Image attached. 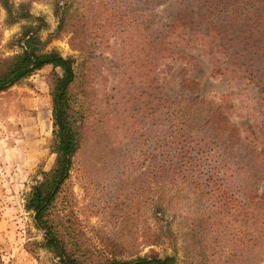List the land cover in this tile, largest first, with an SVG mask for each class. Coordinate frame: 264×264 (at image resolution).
Instances as JSON below:
<instances>
[{
    "label": "rangeland",
    "instance_id": "1",
    "mask_svg": "<svg viewBox=\"0 0 264 264\" xmlns=\"http://www.w3.org/2000/svg\"><path fill=\"white\" fill-rule=\"evenodd\" d=\"M9 1L44 18L47 49L77 62L85 138L59 210L65 222L70 216L82 261L159 254L178 264H264V210L244 195L247 181L263 194L264 178L236 170L246 153L227 148L213 132L215 121L206 124L210 105L226 103L231 120L245 133L251 127L264 147L262 66L252 59H264V28L246 19L264 0H241L247 11L226 26L227 38L212 29L205 40L178 38L171 52L154 48V32L187 4L200 11L202 0ZM26 24L11 23L0 0V57L22 51ZM248 35L259 48H245ZM250 65L255 82L244 74ZM54 71L61 73L48 65L0 92V264H60L24 206L56 160ZM182 77L195 83L182 89ZM188 96L199 99L191 105L194 122L184 115ZM186 134L193 149L183 148ZM206 173L226 178L242 213L223 209Z\"/></svg>",
    "mask_w": 264,
    "mask_h": 264
},
{
    "label": "trees",
    "instance_id": "2",
    "mask_svg": "<svg viewBox=\"0 0 264 264\" xmlns=\"http://www.w3.org/2000/svg\"><path fill=\"white\" fill-rule=\"evenodd\" d=\"M2 3L11 23L27 20L28 24L24 25L22 33L24 40L21 45L22 51L9 57H0V92L6 91L48 65L61 70L60 74L54 71L51 88L54 135L58 142L55 164L51 170L43 172L42 180L32 185L26 193L24 204L26 211L33 214L36 227L44 231V247L59 258L60 264H178L175 256L161 257L159 254L139 255L132 258L104 255L97 262L82 261L80 254L82 247L75 240L71 223L68 224L70 216L64 215L68 218V221L65 222L61 215L62 212L59 210V199L70 178L74 158L80 151L85 138L84 123L80 122L81 110L76 92L77 62L71 56L64 57L55 50L47 49L48 41H44L40 33L45 26L44 18L34 17L26 9L21 11L15 9L9 0H2ZM240 3L241 0H202V11L197 12L193 10L192 6L190 7V4H187L162 29H157L154 32V48L159 52H171L169 46L175 45L178 38L189 37L192 39V37H196L205 40L212 29L222 33L221 38H227L226 36L231 35V32L227 31L226 26L234 24V21L236 22L237 18L245 15L247 11L246 7H240ZM55 4L59 6L56 0ZM250 14L252 17L246 15V19L250 20L255 27L263 25L264 28V8L257 9ZM66 15L64 12L60 17L62 22L66 20ZM36 20L41 21L42 25H35ZM227 20L229 23L226 22ZM241 39L245 40L243 43L245 48H259L260 42L255 37L252 38L251 35H248ZM239 40L238 42H240ZM252 59H257L262 66L261 80L258 81V84L261 91L264 92V59ZM244 72L251 82H255L257 76H254L251 65ZM194 83V80L182 77L180 85L182 89H189ZM198 100L197 97L188 96V105L184 112V115H188L189 120L193 122L197 119L198 114L197 109L192 110L191 105ZM225 104L213 103L210 105L206 115V124L215 121L216 126L213 127V132L217 137L228 141L230 147L227 148L240 149L246 153L247 162L236 161V170H245L247 177L261 176L260 178H264V147L259 150V138L255 132L251 131V127L249 128L250 132L245 133L242 127L231 120ZM192 121L188 122L192 123ZM189 127H192V124L187 126V128ZM185 143L184 149H193L194 143L190 135L186 134ZM187 158L190 160L188 161L189 165H193L194 162H191L190 155H187ZM195 165L197 164L195 163ZM214 176L213 173H206L205 179L202 177L203 180L208 179L213 183V188L207 187L208 190L213 189V194H219V201L225 211L230 212L235 209L238 214L242 213L244 208L238 204L237 197L229 196L230 191L226 178L225 180L224 177L215 179ZM255 183V181L245 183L244 195L249 204L264 210V193L258 192Z\"/></svg>",
    "mask_w": 264,
    "mask_h": 264
}]
</instances>
